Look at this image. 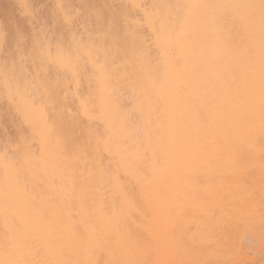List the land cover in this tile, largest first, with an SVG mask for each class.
<instances>
[{
    "label": "bare ground",
    "instance_id": "6f19581e",
    "mask_svg": "<svg viewBox=\"0 0 264 264\" xmlns=\"http://www.w3.org/2000/svg\"><path fill=\"white\" fill-rule=\"evenodd\" d=\"M259 4L0 0V260L264 264Z\"/></svg>",
    "mask_w": 264,
    "mask_h": 264
},
{
    "label": "snow or ice",
    "instance_id": "6c2138e0",
    "mask_svg": "<svg viewBox=\"0 0 264 264\" xmlns=\"http://www.w3.org/2000/svg\"><path fill=\"white\" fill-rule=\"evenodd\" d=\"M244 7L255 8V5H246ZM259 19H260V30H261V55H262V65H264V0H260L259 4ZM250 19H252L250 17ZM20 41L26 39L20 33H17L15 37H12L8 31L3 33V41L5 44H8L10 40ZM0 264H25V262L16 261V260H0ZM56 264H62V262H56ZM66 264V262H64Z\"/></svg>",
    "mask_w": 264,
    "mask_h": 264
}]
</instances>
